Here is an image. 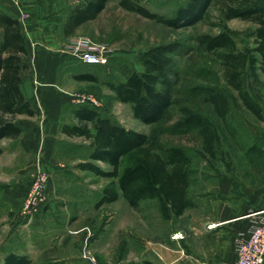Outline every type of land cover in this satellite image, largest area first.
Segmentation results:
<instances>
[{
    "label": "rangeland",
    "instance_id": "374dc122",
    "mask_svg": "<svg viewBox=\"0 0 264 264\" xmlns=\"http://www.w3.org/2000/svg\"><path fill=\"white\" fill-rule=\"evenodd\" d=\"M80 1L66 0L69 4L65 8V14L69 16L72 8ZM139 1L151 11L171 17L188 0ZM225 26L237 32L240 47L254 45L250 32L256 24L240 18L225 19L221 13L220 2H215L206 16L196 23L173 27L126 10L119 5V0H108L105 9L97 18L78 27L72 35L64 33L59 42L62 44L60 47L57 44L49 47L50 55L56 56L55 59L60 63L55 73V85L52 86L59 93L73 101L77 99L78 105L96 107L125 127L146 133L155 143L181 145L192 156L188 193L194 205L187 208L182 215L170 219L162 217L157 199H145L138 206H132L121 196L116 201L96 205L100 189L109 179L89 171L90 177L85 181L82 179L77 186V189L82 187L91 192L81 200L77 215V241L84 244L82 252L86 255L80 264H89V253L94 254L100 264H152L149 261L154 260L156 255L154 244H163L165 250L173 249L177 250L176 253L185 255V234L178 242H170V233L175 228H181L185 233L190 228V223L202 226L203 221L209 220L211 224L216 221L215 216L221 200L241 195L240 193L245 195L244 198L249 197L250 191L254 189L264 193V74L260 69L251 74L250 68L246 73L247 88L262 107V117H258L244 106L237 92L227 85L224 67L217 52L205 50L197 41L200 35L218 33ZM33 40L35 53L38 47L47 50L44 46L46 43L41 38ZM172 41L180 43V52L174 55L175 66L171 75L174 80V102L161 120L147 124L134 117L129 103L115 100L106 81L117 82L123 79V71L128 67L142 70L139 57L143 51L155 44ZM75 43H81L86 48L104 45L110 55L102 63H84L78 55L72 53ZM31 64V68L25 72L23 88L27 92L31 87L29 84H33V99L40 106L35 97L36 85L39 89L46 84H41L44 81L42 74L35 73L33 60ZM86 72L96 75L98 81L75 78L78 73ZM210 87L227 88L236 97L225 119L218 115L208 99L209 92L206 89ZM71 104L74 105L73 102ZM71 104L64 106L67 114L73 108ZM189 115L200 116L210 125L214 136L212 151L206 148L198 128H189L183 124ZM88 144L89 141L84 137L71 136V141L60 147V153L62 156L85 160ZM96 163L104 169L111 168L101 161ZM223 184L230 185L229 193H220L219 187ZM95 190L98 195L94 194ZM3 226L0 220V229ZM55 233L54 236H58L60 231ZM7 234L8 232H0V239L1 236L10 238ZM20 234L13 241L16 248L18 239L24 238V233ZM41 235L39 231L38 239ZM212 236L213 233L208 240H194L196 246L204 249L206 247L210 255H214L218 244V238ZM16 248L0 242V261H3L10 250H18ZM35 250V256H39L40 247ZM210 262L231 264L216 260ZM44 263V259L38 261V264Z\"/></svg>",
    "mask_w": 264,
    "mask_h": 264
},
{
    "label": "trees",
    "instance_id": "16d2710c",
    "mask_svg": "<svg viewBox=\"0 0 264 264\" xmlns=\"http://www.w3.org/2000/svg\"><path fill=\"white\" fill-rule=\"evenodd\" d=\"M108 0H81L65 23L64 32L72 35L77 28L93 20L105 9ZM221 3L225 19L240 18L256 27L250 32L254 45L240 47L237 32L227 26L215 34H202L198 44L208 51L217 52L224 67L227 85L234 89L244 106L262 117L261 105L251 96L246 82L247 69L251 74L260 69L264 74V0H188L175 14L166 17L151 11L139 0H119V5L168 26L194 24L204 18L209 8ZM180 52L177 41L155 44L140 54L143 69L125 68L124 78L106 81L115 100L129 103L135 118L144 123H156L173 105L174 55ZM31 68V57L23 31L22 20L9 12L0 11V139L16 137L20 126L3 117L6 114L35 115L36 109L25 95L22 83ZM79 80L98 81L93 73H78ZM208 99L218 115L225 119L235 98L227 88L210 87ZM76 124H65L63 131L69 136H81L89 141L88 155L77 163L81 169L108 178L96 205L116 201L121 196L132 206L142 200L157 199L165 219L180 216L194 205L189 196L190 165L192 156L181 145L155 143L149 136L116 122L111 115L96 107L79 104L75 108ZM183 124L198 128L206 148L212 151L213 133L208 122L189 115ZM97 161L108 164L104 169ZM0 264H35L29 255L9 251ZM151 264V263H148Z\"/></svg>",
    "mask_w": 264,
    "mask_h": 264
},
{
    "label": "crops",
    "instance_id": "0c3cea01",
    "mask_svg": "<svg viewBox=\"0 0 264 264\" xmlns=\"http://www.w3.org/2000/svg\"><path fill=\"white\" fill-rule=\"evenodd\" d=\"M67 4L69 3L66 0H0V11L21 18L35 73L42 74L44 81L41 84H46L39 89L36 85L35 97L40 103L38 106L33 99V84H29L31 87L26 92L23 88L26 81L24 79L23 91L31 100L36 113L32 116L6 114L5 118L13 120L20 126L21 133L16 137L0 139V220L4 225L0 232H8L7 235L10 236L8 239L1 236L0 242L16 248L13 241L21 235L20 233H24V238L18 239L16 243L18 250L10 251L29 255L35 264H38L40 259H44L46 262L44 264L73 262L80 264L86 256L82 252L84 244L77 241V227H79L77 215L81 200L91 192L82 187L77 189V186L81 184L82 179L85 181L90 177L91 172L77 167V163L82 160L77 157L62 156L60 153V147L71 141V136L63 131V126L78 122L75 116L78 101L77 99L73 101L52 87L55 85V73L60 63L55 59L56 56L48 52L49 47L62 45L59 42L65 33L64 27L68 18V14H65ZM36 38H41L46 43L42 45L47 50L38 47L35 53L33 39ZM67 104L73 106L68 114L64 108ZM38 167L49 171L47 201L41 203L32 217L28 218L23 216L21 208ZM230 188V185L223 184L219 187V191L226 194L229 193ZM259 191L254 189L250 191L249 197L245 198V195L240 193L241 195L221 200L215 216L216 221L211 223L213 225L209 220L203 221L202 226L190 223L192 230L187 228L183 233L186 235L185 255L176 253L177 250H165L163 244L157 246L154 244L153 250L156 255L154 260L148 259L151 260L149 262L211 264L210 261L216 260L234 264L237 258L235 250L237 237L248 234L257 217L254 213L264 208V193ZM93 192L98 195L97 190ZM177 230L183 232L177 227L170 234ZM39 231L42 234L40 239H38ZM55 231H60L58 236H54ZM212 233L214 234L212 237L218 238L214 255H210L206 247L204 249L196 246L194 242L196 238H203L202 241L208 240ZM173 241L178 242V240H170ZM39 247L40 254L35 256L37 253L35 248Z\"/></svg>",
    "mask_w": 264,
    "mask_h": 264
},
{
    "label": "built area",
    "instance_id": "2783aa9c",
    "mask_svg": "<svg viewBox=\"0 0 264 264\" xmlns=\"http://www.w3.org/2000/svg\"><path fill=\"white\" fill-rule=\"evenodd\" d=\"M72 53L78 55L87 64L102 63L110 55L108 48L104 45L86 48L81 43H75L72 46ZM48 180L49 172L38 167L22 206L24 217L31 218L39 205L47 201ZM254 214L257 217L248 234L239 235L236 239L237 258L234 264H264V208L257 210ZM183 237L182 231H176L171 234V238L175 240ZM87 258L89 264H100L94 254L89 253ZM196 264L205 263L197 262Z\"/></svg>",
    "mask_w": 264,
    "mask_h": 264
}]
</instances>
